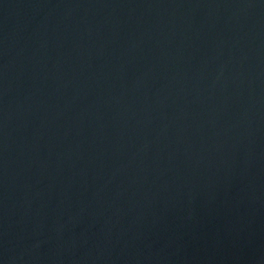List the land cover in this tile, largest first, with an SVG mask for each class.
<instances>
[{"label":"water","instance_id":"obj_1","mask_svg":"<svg viewBox=\"0 0 264 264\" xmlns=\"http://www.w3.org/2000/svg\"><path fill=\"white\" fill-rule=\"evenodd\" d=\"M0 264H264V0H0Z\"/></svg>","mask_w":264,"mask_h":264}]
</instances>
